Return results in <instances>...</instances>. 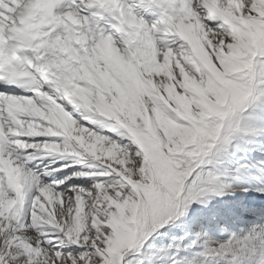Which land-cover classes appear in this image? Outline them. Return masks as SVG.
Masks as SVG:
<instances>
[{"label": "snow or ice", "instance_id": "snow-or-ice-1", "mask_svg": "<svg viewBox=\"0 0 264 264\" xmlns=\"http://www.w3.org/2000/svg\"><path fill=\"white\" fill-rule=\"evenodd\" d=\"M0 264H264V0H0Z\"/></svg>", "mask_w": 264, "mask_h": 264}]
</instances>
